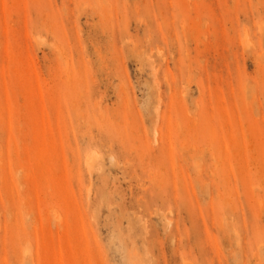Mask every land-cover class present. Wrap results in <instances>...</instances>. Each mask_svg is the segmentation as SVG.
I'll return each mask as SVG.
<instances>
[{
  "label": "rangeland",
  "instance_id": "1",
  "mask_svg": "<svg viewBox=\"0 0 264 264\" xmlns=\"http://www.w3.org/2000/svg\"><path fill=\"white\" fill-rule=\"evenodd\" d=\"M0 264H264V0H0Z\"/></svg>",
  "mask_w": 264,
  "mask_h": 264
}]
</instances>
